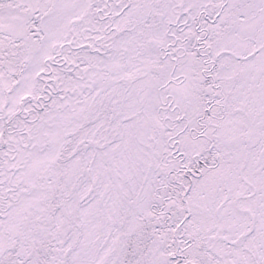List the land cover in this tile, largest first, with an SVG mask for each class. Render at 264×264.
<instances>
[{
    "label": "snow or ice",
    "instance_id": "obj_1",
    "mask_svg": "<svg viewBox=\"0 0 264 264\" xmlns=\"http://www.w3.org/2000/svg\"><path fill=\"white\" fill-rule=\"evenodd\" d=\"M0 264H264V0H0Z\"/></svg>",
    "mask_w": 264,
    "mask_h": 264
}]
</instances>
